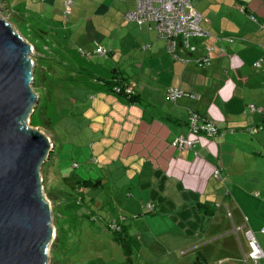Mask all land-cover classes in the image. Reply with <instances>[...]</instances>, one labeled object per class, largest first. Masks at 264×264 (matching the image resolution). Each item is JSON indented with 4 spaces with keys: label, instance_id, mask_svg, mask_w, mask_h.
<instances>
[{
    "label": "crops",
    "instance_id": "obj_1",
    "mask_svg": "<svg viewBox=\"0 0 264 264\" xmlns=\"http://www.w3.org/2000/svg\"><path fill=\"white\" fill-rule=\"evenodd\" d=\"M58 2L60 10L65 0H48V34L89 53L67 60L82 75L72 112L82 143L67 148L61 177L109 189L112 219L128 215L124 236L139 261L193 264L202 253L206 264H256L247 232L264 252V0H193L207 36L193 39L195 52H179L187 61L168 52L153 23L125 17L134 0H76L68 27L54 11ZM26 5L18 7L44 24ZM207 47L211 62L201 65L196 59ZM99 48L107 55L95 53ZM121 84L134 90V100L116 91ZM171 87L198 98L173 102ZM190 110L219 131L200 134L194 150H179L178 136L195 138Z\"/></svg>",
    "mask_w": 264,
    "mask_h": 264
},
{
    "label": "rangeland",
    "instance_id": "obj_2",
    "mask_svg": "<svg viewBox=\"0 0 264 264\" xmlns=\"http://www.w3.org/2000/svg\"><path fill=\"white\" fill-rule=\"evenodd\" d=\"M20 2L27 3V8L38 12L44 24L22 12L18 7ZM76 7L75 0L73 14ZM51 9L53 7L48 0H0L1 16L31 46L32 89L39 101L26 122L55 145L41 169L42 191L51 208L55 231V236L46 247L47 261L48 264H128V255L117 239V232L109 225L114 220L111 214L114 205L109 203V189L103 188L101 191L95 186L78 187L76 182L72 185L58 171L59 162L62 164L64 155L69 152L67 148L82 143L76 135L77 116L72 114L78 112L75 106L80 92L77 82L82 75L71 71L67 60L74 62L70 59L74 53L77 57H83V52L87 51H80L79 45L69 48L65 42L48 34V30H51L48 12ZM63 10V4L59 10V2L56 3L54 11L63 17ZM71 18V14L64 17L65 27L69 26L66 21ZM38 23L43 27H37ZM58 36L66 37V33ZM70 155L71 160L80 161L75 153ZM118 215L116 211L115 216ZM124 216L128 215L124 213ZM133 253V264H166L162 259L139 261L137 253Z\"/></svg>",
    "mask_w": 264,
    "mask_h": 264
},
{
    "label": "water",
    "instance_id": "obj_3",
    "mask_svg": "<svg viewBox=\"0 0 264 264\" xmlns=\"http://www.w3.org/2000/svg\"><path fill=\"white\" fill-rule=\"evenodd\" d=\"M31 53L0 14V264H48L54 233L41 178L54 147L26 122L39 101Z\"/></svg>",
    "mask_w": 264,
    "mask_h": 264
},
{
    "label": "built area",
    "instance_id": "obj_4",
    "mask_svg": "<svg viewBox=\"0 0 264 264\" xmlns=\"http://www.w3.org/2000/svg\"><path fill=\"white\" fill-rule=\"evenodd\" d=\"M193 0H134L135 8L128 11L125 17L129 20L135 21L139 26L146 23H153L158 35L161 39L165 40L168 52L177 59L187 61L188 59L180 56L179 52H195L197 45L193 43V39H200L207 36V32L201 26L204 17L202 14L192 5ZM74 0H65L63 15L67 17L71 13V7ZM213 47H207L205 55L196 59L201 65H208L211 62L209 53ZM95 53L106 56L107 51L103 48H99ZM85 55H89L88 52H83ZM258 65V63L256 64ZM118 93H125L127 96L134 94V90L131 87L120 85L117 87ZM168 98L175 102L177 99L186 96L192 99L198 98V94L195 92H185L179 88L171 87L167 91ZM252 110L255 107L251 106ZM189 132L195 136L190 139L185 136H178L173 145L179 149H195L198 144V136L204 133L208 136H216L218 134V127L213 121L205 117L204 115L190 110L189 112ZM214 176L219 178L220 169H215ZM148 212L154 210V204L148 203L146 205ZM121 221H125L126 217L121 216ZM118 219H114L110 222V228L114 232H121L123 225ZM264 230V229H263ZM249 239V245L251 251L249 257L259 264L260 260L264 259V252L258 244L255 236L251 231L247 232Z\"/></svg>",
    "mask_w": 264,
    "mask_h": 264
},
{
    "label": "trees",
    "instance_id": "obj_5",
    "mask_svg": "<svg viewBox=\"0 0 264 264\" xmlns=\"http://www.w3.org/2000/svg\"><path fill=\"white\" fill-rule=\"evenodd\" d=\"M122 86H124V85H122ZM122 94L126 95L124 92ZM129 99L134 100L135 99L134 95L129 96ZM97 183L98 182H94L91 180H89V181L83 180V181L77 182V184H85L87 186H96ZM124 231L125 230L122 229L121 232H117V239H118V241H120V243L122 244L126 254L128 255V264H133L132 259H131V254L133 253L134 241L128 240L124 236ZM193 264H206L205 257L203 256L202 253H197L195 261Z\"/></svg>",
    "mask_w": 264,
    "mask_h": 264
},
{
    "label": "bare ground",
    "instance_id": "obj_6",
    "mask_svg": "<svg viewBox=\"0 0 264 264\" xmlns=\"http://www.w3.org/2000/svg\"><path fill=\"white\" fill-rule=\"evenodd\" d=\"M55 236V231H54V233H53V236L52 237H54Z\"/></svg>",
    "mask_w": 264,
    "mask_h": 264
}]
</instances>
